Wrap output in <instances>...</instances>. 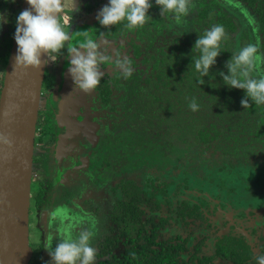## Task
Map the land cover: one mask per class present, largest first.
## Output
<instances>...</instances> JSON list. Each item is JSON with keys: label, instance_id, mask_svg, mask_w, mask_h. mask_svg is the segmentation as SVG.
<instances>
[{"label": "trees", "instance_id": "obj_1", "mask_svg": "<svg viewBox=\"0 0 264 264\" xmlns=\"http://www.w3.org/2000/svg\"><path fill=\"white\" fill-rule=\"evenodd\" d=\"M22 1L0 0V14H4V9H14L15 14L9 39L4 41L0 36L6 66ZM240 1L259 22L257 35L261 43L257 54L262 55L264 68V0ZM151 2L150 18L143 26L130 30L135 48L131 61L132 66L137 65L133 76L127 79L132 95L128 111L133 125L131 138L124 143L126 150L122 149L115 166L113 191L120 197L110 211L108 233L97 246L98 264H255L254 256L264 251V236H258L259 252L243 235L215 236L219 228L207 220L200 205L189 201L175 204L169 192L175 185L173 172L183 167L190 174L198 170V164L205 171L217 173H232L239 168L246 176H257L264 171V105L250 102L243 108V90L229 89L218 75L227 72L225 64L234 51L253 42L251 29L242 30L238 19L220 0H193L189 26L180 33L159 14L155 0ZM216 24L225 30L222 54L210 75L200 78L190 66L194 43L198 35ZM125 30L122 22L111 30L101 27L100 32L119 40ZM115 47L121 50L123 46ZM251 75L260 76L256 67ZM2 88L3 84L0 95ZM193 98L200 105L197 112L189 108ZM126 173L130 174L119 177ZM215 176L210 179L213 186L233 192L229 183ZM185 180H180L182 186ZM180 183L175 198L182 190ZM171 221L184 229L207 221L211 234L199 236L191 249L187 248L188 239L181 235L160 240V231ZM121 248L118 257L116 252ZM30 264L44 263L33 256Z\"/></svg>", "mask_w": 264, "mask_h": 264}, {"label": "flooded vegetation", "instance_id": "obj_2", "mask_svg": "<svg viewBox=\"0 0 264 264\" xmlns=\"http://www.w3.org/2000/svg\"><path fill=\"white\" fill-rule=\"evenodd\" d=\"M99 3L96 0H86L83 17L86 14L92 15ZM12 13L14 14V9ZM71 20L67 27L64 25L65 31L71 37L66 42L68 48L79 47L88 39H93L108 49L113 57L127 56L132 59L135 48L132 47L130 30L123 31V37L115 40L101 35V26L97 20L93 23H91L92 19L83 21L81 22L83 26L76 23L73 18ZM69 26H71L70 31ZM115 44L123 47L117 50ZM135 44L139 42L135 41ZM0 62L3 65L1 51ZM2 65L0 85L4 82ZM136 66L134 64L132 67L135 69ZM68 67L69 57L65 50L57 62L49 61L42 85L36 126L30 207V246L32 248L31 239L37 234L35 227L42 212L51 213L56 208V214L52 218L64 225L65 213L68 216L70 213L74 214L76 219H79L80 212H83L89 204L99 203L105 191L110 190L113 197H120V194H115L113 191L116 183L115 166L119 162L118 159H121L122 149L126 150L124 143L131 138L129 132L133 125L128 111L132 96L128 80L113 74L114 63L105 64L103 66L106 72L105 77L99 86L87 95L75 89ZM149 88L153 87L149 86ZM35 163H38V170L35 168ZM128 174L130 173L121 174L119 177H126ZM177 187L175 186L176 189ZM217 188L219 190V187ZM84 189L90 195L87 200H84ZM223 192L225 191L219 190V198L225 196ZM231 193H235V190ZM175 194L171 196L172 202H174ZM117 199L113 200L112 207ZM177 202L179 201L174 203L177 204ZM200 206L203 209V205ZM112 207L108 212L109 219ZM61 211H63L62 214H59ZM73 224L65 228H72ZM200 224L203 223L200 222ZM205 225L207 227V224ZM49 226L52 229L50 234L53 236L57 233L55 230L61 233L65 229ZM228 233L240 236L233 232ZM222 234L217 231L215 236ZM95 259L100 261V258L95 257Z\"/></svg>", "mask_w": 264, "mask_h": 264}, {"label": "clouds", "instance_id": "obj_3", "mask_svg": "<svg viewBox=\"0 0 264 264\" xmlns=\"http://www.w3.org/2000/svg\"><path fill=\"white\" fill-rule=\"evenodd\" d=\"M26 3L29 8L21 11L16 17L13 37L17 45L16 67L40 69L47 66L49 61L57 62L66 50L69 57L68 72L74 87L87 95L91 94L105 77V64L114 63L113 74L121 79L127 80L133 76L131 59L127 56L113 57L97 40L88 39L79 47H67L66 42L71 37L65 31L64 25L68 24V21L61 23V18L69 4L72 5V15L77 11L76 0H26ZM155 6L162 17L174 21L179 27L187 23L193 0H155ZM152 7L151 0H108V4L98 13L97 21L103 29L111 30L122 22L126 29H137L150 18ZM4 23L8 21L4 14H0V25ZM184 34L186 33L182 35ZM224 36L225 30L219 24L198 35L190 66H194L200 78L208 77L216 65L217 58L222 54ZM257 53L258 48L252 43L239 47L225 64L227 72L218 73L224 86L243 90V108L250 102L264 105V75L258 78L251 75L255 62L259 59ZM189 108L192 112L199 110L200 105L195 98ZM0 142L9 143L3 136H0ZM93 235L91 231H80L74 238L51 236L49 239L56 241L55 246H46L45 250L51 257L52 264H95L96 249L91 244ZM254 260L255 264H264V251L255 255Z\"/></svg>", "mask_w": 264, "mask_h": 264}, {"label": "rangeland", "instance_id": "obj_4", "mask_svg": "<svg viewBox=\"0 0 264 264\" xmlns=\"http://www.w3.org/2000/svg\"><path fill=\"white\" fill-rule=\"evenodd\" d=\"M100 2L94 13L90 16L87 14L85 17L84 3L86 0H76L77 11L72 15V5L69 4L66 8L65 14L61 18V22L68 21V24L73 18L76 23L83 26L81 22L92 19L91 23L97 20V15L100 10L108 4V0H96ZM152 1V0H151ZM220 2L228 9L234 17H236L241 25L242 30L251 29V36L253 38L252 44L258 46L261 43L260 37L257 35L259 29V22L254 16L253 12L249 7L241 2L240 0H220ZM68 12V13H67ZM5 18L8 23H4L0 26V36L2 40H8L10 32L12 31V10L4 9L3 11ZM15 15V14H14ZM94 16V17H92ZM191 14L187 17V23L181 26H176L174 21L171 23L177 28L180 33L188 28ZM85 18V19H84ZM68 24H65L67 27ZM69 26V31L71 30ZM67 28V29H68ZM73 30V29H72ZM259 59L255 62L256 71L260 75H264V68L262 67V55L257 54ZM2 63L0 62V67ZM6 67L5 61L3 60L2 69ZM38 164V163H37ZM35 163V168L38 170V166ZM196 166V165H195ZM201 165H197V171L193 170L194 173L189 172L187 167L180 168L173 172L175 179V186H178L181 179H186L182 190L178 198H174L176 201H189L193 205H203V211L206 214V218L211 222L212 225L219 227V233L233 232L235 234L244 235L248 238L251 243L256 245L257 251L260 249L259 237L264 236V171L258 172V175L251 176L245 175L239 169H234L233 172H215L213 170L205 171ZM185 172V173H184ZM217 175L221 181L229 183L230 187L235 190V193L223 192V198H219L218 186L212 185L211 176ZM102 175V174H101ZM103 176V175H102ZM187 177V178H186ZM139 182H141L139 180ZM173 186L169 189L170 194L173 196L176 192V188ZM90 191V190H89ZM110 191V190H109ZM109 191H105V195L99 200V203L87 206L83 212H80L81 217L76 219L74 214L65 213V223L61 225L59 221L52 217L56 214V208L50 213L49 211L42 212L40 218L37 220V226L35 227V234L32 237V248L33 256L39 258L44 264H52L51 257L45 250V247L55 246V240L49 239L53 236L50 234L52 229L49 225L54 228H65L72 223V228H65L62 232L59 230L55 235L59 238L75 237L80 231H91L94 235L91 240V244L94 248L98 245L99 240L108 233L107 222L108 212L112 207V202L118 197L111 195ZM91 192V191H90ZM90 195L84 189V200H87ZM58 197V196H57ZM36 203V200H35ZM66 204V203H65ZM61 211L59 214H62ZM203 224H197L188 229L182 228L178 223L171 221L170 224L160 231V240H166L176 235H181L188 239L187 248L191 249L195 243H197L199 236H208L211 232L206 227L207 221H203ZM54 235V236H55ZM262 235V236H261ZM259 236V237H258ZM123 251V248L116 252L119 257ZM187 256V253H184ZM98 259H95V264H98ZM219 264H222L219 262Z\"/></svg>", "mask_w": 264, "mask_h": 264}, {"label": "water", "instance_id": "obj_5", "mask_svg": "<svg viewBox=\"0 0 264 264\" xmlns=\"http://www.w3.org/2000/svg\"><path fill=\"white\" fill-rule=\"evenodd\" d=\"M29 8L22 1L21 11ZM13 38L0 96V264H30L36 126L46 67L17 66ZM46 58V57H45Z\"/></svg>", "mask_w": 264, "mask_h": 264}]
</instances>
